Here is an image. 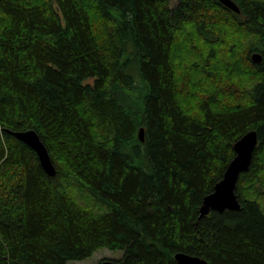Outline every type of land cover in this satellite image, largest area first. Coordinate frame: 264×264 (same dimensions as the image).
Masks as SVG:
<instances>
[{
	"label": "trees",
	"instance_id": "trees-1",
	"mask_svg": "<svg viewBox=\"0 0 264 264\" xmlns=\"http://www.w3.org/2000/svg\"><path fill=\"white\" fill-rule=\"evenodd\" d=\"M232 1L0 0V264H264V0ZM254 131L240 210L200 219Z\"/></svg>",
	"mask_w": 264,
	"mask_h": 264
},
{
	"label": "water",
	"instance_id": "water-1",
	"mask_svg": "<svg viewBox=\"0 0 264 264\" xmlns=\"http://www.w3.org/2000/svg\"><path fill=\"white\" fill-rule=\"evenodd\" d=\"M229 10L240 13L239 7L232 0H220ZM252 61L256 64L262 62L260 54H253ZM11 134L22 143L30 147L38 156L39 162L50 178L57 175L56 168L51 160L49 151L41 140L39 134L34 130L24 132H11ZM144 129L139 132V138L144 141ZM258 145L257 132H250L242 137L235 145V158L228 166L224 178L219 182L212 194L205 197L200 208V219L207 217L211 212L223 213L225 211H239L241 208L236 194L239 179L243 173L250 170L253 155ZM179 264H207L206 261L198 257L179 253L175 257ZM102 264H121L115 261H105Z\"/></svg>",
	"mask_w": 264,
	"mask_h": 264
},
{
	"label": "rangeland",
	"instance_id": "rangeland-1",
	"mask_svg": "<svg viewBox=\"0 0 264 264\" xmlns=\"http://www.w3.org/2000/svg\"><path fill=\"white\" fill-rule=\"evenodd\" d=\"M124 256V251H110L108 249H102L97 252L93 257L82 261L72 262L70 264H102L105 261H118Z\"/></svg>",
	"mask_w": 264,
	"mask_h": 264
}]
</instances>
